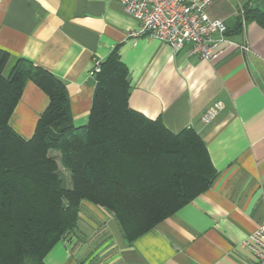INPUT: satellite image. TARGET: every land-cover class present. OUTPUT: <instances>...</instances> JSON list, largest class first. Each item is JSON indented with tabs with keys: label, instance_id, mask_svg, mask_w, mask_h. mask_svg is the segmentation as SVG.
I'll use <instances>...</instances> for the list:
<instances>
[{
	"label": "crops",
	"instance_id": "obj_1",
	"mask_svg": "<svg viewBox=\"0 0 264 264\" xmlns=\"http://www.w3.org/2000/svg\"><path fill=\"white\" fill-rule=\"evenodd\" d=\"M260 0H215L211 19L224 21L228 40L210 61L176 52L158 39L131 38L138 22L110 0H0V50L40 67L66 88L75 127L88 124L96 77L90 72L117 51L130 73L132 110L160 119L174 134L194 130L207 147L216 179L208 191L134 241H128L115 216L83 201L72 233L45 257L46 264H253L244 246L264 222V28L245 21V5ZM50 99L28 81L10 126L30 141ZM224 108L210 122L205 114ZM58 164L66 190L71 172L60 151Z\"/></svg>",
	"mask_w": 264,
	"mask_h": 264
},
{
	"label": "trees",
	"instance_id": "obj_2",
	"mask_svg": "<svg viewBox=\"0 0 264 264\" xmlns=\"http://www.w3.org/2000/svg\"><path fill=\"white\" fill-rule=\"evenodd\" d=\"M243 9L246 22L264 28L263 6ZM10 61L0 50V264H46L51 249L76 228L83 201L112 213L131 242L216 179L194 130L174 134L160 119L130 108V73L117 51L102 64L89 122L81 128L72 122L59 79L25 60L9 70ZM28 81L50 99L30 141L10 126ZM50 150L61 152L72 190L63 188Z\"/></svg>",
	"mask_w": 264,
	"mask_h": 264
},
{
	"label": "built area",
	"instance_id": "obj_3",
	"mask_svg": "<svg viewBox=\"0 0 264 264\" xmlns=\"http://www.w3.org/2000/svg\"><path fill=\"white\" fill-rule=\"evenodd\" d=\"M119 3L124 12L135 19L139 29L131 38L149 36L172 47L176 52L191 45L188 54L210 61L217 57L222 44L235 45L242 51H249L246 45H237L228 40V27L224 21L211 19L207 10L215 0H110ZM245 25L244 11L240 13ZM102 72V63L96 61L90 75L97 77ZM224 108L217 103L204 116L210 123ZM254 256L253 264H264V222L244 243Z\"/></svg>",
	"mask_w": 264,
	"mask_h": 264
},
{
	"label": "water",
	"instance_id": "obj_4",
	"mask_svg": "<svg viewBox=\"0 0 264 264\" xmlns=\"http://www.w3.org/2000/svg\"><path fill=\"white\" fill-rule=\"evenodd\" d=\"M260 5L264 7V0H260Z\"/></svg>",
	"mask_w": 264,
	"mask_h": 264
}]
</instances>
